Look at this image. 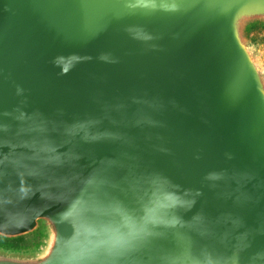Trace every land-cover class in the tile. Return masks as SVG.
<instances>
[{
	"label": "water",
	"instance_id": "obj_1",
	"mask_svg": "<svg viewBox=\"0 0 264 264\" xmlns=\"http://www.w3.org/2000/svg\"><path fill=\"white\" fill-rule=\"evenodd\" d=\"M264 0H0V264H264Z\"/></svg>",
	"mask_w": 264,
	"mask_h": 264
},
{
	"label": "rangeland",
	"instance_id": "obj_2",
	"mask_svg": "<svg viewBox=\"0 0 264 264\" xmlns=\"http://www.w3.org/2000/svg\"><path fill=\"white\" fill-rule=\"evenodd\" d=\"M250 36L260 46L264 55V27L262 26L253 27L250 31ZM38 240H39L38 232H36L15 239H9V240L0 239V242L15 247H29L35 244Z\"/></svg>",
	"mask_w": 264,
	"mask_h": 264
}]
</instances>
